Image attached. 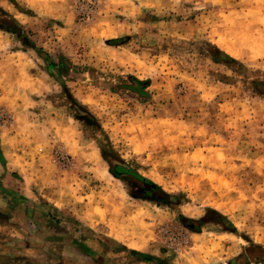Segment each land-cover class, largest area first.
<instances>
[{
	"label": "rangeland",
	"instance_id": "374dc122",
	"mask_svg": "<svg viewBox=\"0 0 264 264\" xmlns=\"http://www.w3.org/2000/svg\"><path fill=\"white\" fill-rule=\"evenodd\" d=\"M0 153V264H264V0H0Z\"/></svg>",
	"mask_w": 264,
	"mask_h": 264
},
{
	"label": "crops",
	"instance_id": "0c3cea01",
	"mask_svg": "<svg viewBox=\"0 0 264 264\" xmlns=\"http://www.w3.org/2000/svg\"><path fill=\"white\" fill-rule=\"evenodd\" d=\"M57 242L64 244L62 247V252H59L57 249H55V247L49 249L46 248L43 242L40 247H38L37 245H27L28 249L34 251L37 255L41 256V259H36L34 260V262H32L31 260H25L24 262L26 264H111V262L103 258L102 255L96 254V248L90 246L89 244H86L87 242H73L69 241V239L67 238H58ZM56 247L61 249V246ZM128 248L130 247L128 246ZM132 250L135 253L140 251L134 249ZM49 252L52 253L50 257H48ZM143 254L141 253L140 255L143 256ZM138 261H140L141 264L148 262L143 257H141V259H139Z\"/></svg>",
	"mask_w": 264,
	"mask_h": 264
},
{
	"label": "water",
	"instance_id": "95a60500",
	"mask_svg": "<svg viewBox=\"0 0 264 264\" xmlns=\"http://www.w3.org/2000/svg\"><path fill=\"white\" fill-rule=\"evenodd\" d=\"M113 168H114L115 174H117V175H120V174H130V175L136 177L134 174H132L128 169H126L123 166L113 165ZM136 178H138V176Z\"/></svg>",
	"mask_w": 264,
	"mask_h": 264
},
{
	"label": "trees",
	"instance_id": "16d2710c",
	"mask_svg": "<svg viewBox=\"0 0 264 264\" xmlns=\"http://www.w3.org/2000/svg\"><path fill=\"white\" fill-rule=\"evenodd\" d=\"M52 75H55L53 73H51ZM138 83H141L140 81L137 80ZM2 154L0 153V156ZM133 254H136L135 252H133ZM144 255V259L147 260V261H154V258L150 257V256H147L146 254H143Z\"/></svg>",
	"mask_w": 264,
	"mask_h": 264
},
{
	"label": "flooded vegetation",
	"instance_id": "af4514ba",
	"mask_svg": "<svg viewBox=\"0 0 264 264\" xmlns=\"http://www.w3.org/2000/svg\"><path fill=\"white\" fill-rule=\"evenodd\" d=\"M144 186H145V185H144ZM150 186H151V189H152V190H155V187H154V186H152V185H150Z\"/></svg>",
	"mask_w": 264,
	"mask_h": 264
}]
</instances>
